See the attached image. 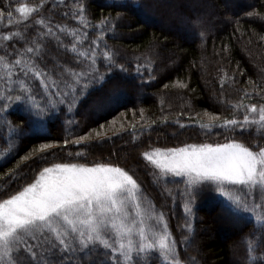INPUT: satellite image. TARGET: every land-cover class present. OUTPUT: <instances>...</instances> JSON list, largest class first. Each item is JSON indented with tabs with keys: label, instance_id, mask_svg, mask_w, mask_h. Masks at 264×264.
<instances>
[{
	"label": "snow or ice",
	"instance_id": "snow-or-ice-1",
	"mask_svg": "<svg viewBox=\"0 0 264 264\" xmlns=\"http://www.w3.org/2000/svg\"><path fill=\"white\" fill-rule=\"evenodd\" d=\"M43 6L41 0L34 7L22 5L16 11L21 21L27 22ZM109 6L138 7L136 0H121ZM5 8L9 9L6 14L8 23L12 24L10 5ZM64 15H70L80 27L57 24L54 30L50 21L40 16L35 20L38 27L31 37L25 34L32 26L28 23L25 32L0 35V127L6 126L10 134L15 132V127L6 114L14 106H23L31 129L44 132L47 121L60 115H66L67 122L73 123L71 114L81 99L91 94L94 85L102 84L105 75L113 69L125 77L129 74V68L117 62V54L104 39L115 27L109 17L92 24L82 0H77L72 12ZM4 16L5 12L0 11V20ZM200 24L198 18L192 21L190 38L203 42L205 33ZM89 28L96 31L85 49ZM61 34L72 38L70 46L64 44ZM7 41H14L11 49ZM49 41H55L58 49L71 52L75 64L68 66L71 61L63 64L56 61L54 69L41 67ZM101 67L104 72L100 71ZM131 72L142 82L145 72L149 80L155 78L148 58L143 63L137 58ZM228 79L234 77L225 72L221 88ZM176 83L180 88L187 87L183 82ZM248 83L252 92L245 90L243 97L251 99L253 92L258 96L264 93V84L252 80ZM241 109L242 118L234 115L221 120L211 115V120L220 122L200 123L199 127L209 132L213 127L225 132L239 129L252 137L251 146L231 140L156 148L142 154V159L154 170V184L162 188L161 194L173 200L178 194L182 201L184 251L192 246L194 237L196 195L205 191L220 200L237 220H253L255 230H264V143L260 142L264 141V103L245 105L242 98L231 104L230 111ZM162 120L166 122L167 117ZM90 139L91 133L77 137L72 143L79 145ZM68 143L65 139L64 144ZM50 147L51 144H41L39 151ZM256 236V231L242 235L241 242L246 245L243 264H264V236L258 242ZM153 259L158 264H199L194 256L187 260L180 258L165 214L157 210L154 201L123 167L104 163L87 166L71 161L55 163L43 167L34 182L15 193L0 196V264H152Z\"/></svg>",
	"mask_w": 264,
	"mask_h": 264
},
{
	"label": "trees",
	"instance_id": "trees-1",
	"mask_svg": "<svg viewBox=\"0 0 264 264\" xmlns=\"http://www.w3.org/2000/svg\"><path fill=\"white\" fill-rule=\"evenodd\" d=\"M40 2L0 0V11L5 12L0 20V35L17 30L25 32V23H28L32 26L26 29L25 34L31 37L38 27L35 20L40 16L50 21L53 27L57 24L80 27L70 15H64L72 12L77 0H43L44 6L39 14L33 13L29 21H21L16 9L22 5L34 7ZM119 2L121 0H82L87 19L92 24L109 17L115 25L104 39L117 54V62L129 68V74L125 77L118 69H113L111 74L105 75L102 84L94 85L91 94L81 99L71 114L73 123L67 122L66 115H60L47 121L44 132H36L29 127L22 105L10 109L6 115L15 132L10 134L6 126L0 127V196L15 193L33 182L43 167L69 161L123 167L145 192L151 191L161 196L157 194L161 187L156 188L152 182L153 172L150 177L146 171L149 164L142 159L144 152L231 140L251 146L252 137L239 129L225 132L213 127L209 132L201 129L199 124H218L220 121L211 120V115L219 116L221 120L234 115L242 118L243 109L230 111L231 104L242 98L245 105L264 103V99H261L264 93L258 96L253 92L251 99L243 97L245 90L252 92L249 80L264 84V0H136L138 7L135 8L109 6ZM5 5H10L12 24L8 23L6 13L9 9ZM144 13L148 16L145 20ZM197 18L201 21L200 29L205 33L203 42L190 38L192 21ZM160 24L162 28L158 26ZM167 24L170 28H167ZM86 31L88 40L84 41L85 49L96 30L89 28ZM71 39L62 35L64 44L70 46ZM13 42L5 43L11 49ZM171 47L177 51L172 52ZM55 51L61 52V58L51 59ZM137 58L141 63L146 58L151 60L154 79L149 80L147 72L143 82L134 78L131 69ZM56 61L62 64L71 61L68 66L75 64L71 52L58 49L55 41H49L45 45L41 67L54 69ZM100 71L104 72V68L101 67ZM225 72L234 80L224 81L221 88V77ZM177 81L187 87H178ZM162 117H167V121ZM112 123L121 128L115 132L106 131L112 127ZM181 124L184 126L181 127ZM104 128L107 139L114 138L100 140ZM89 133V141H82L79 145L72 143L77 137ZM65 139L69 141L67 145L64 144ZM44 143L52 147L41 152L39 148ZM25 156L29 158L24 159ZM202 195H197L193 206L194 237L187 251H184L181 243L185 219L182 202L173 206V212L168 213L169 229L177 241L180 258L187 260L194 256L199 264H243L246 245L241 242L242 235L256 231L258 242L264 236V230H255L253 220H237L210 192ZM205 211L222 214L227 223L234 227L229 228L219 222L216 225L218 230L203 235L205 224L201 212ZM197 247L201 248V256L196 253ZM152 264H158V261L153 259Z\"/></svg>",
	"mask_w": 264,
	"mask_h": 264
},
{
	"label": "rangeland",
	"instance_id": "rangeland-1",
	"mask_svg": "<svg viewBox=\"0 0 264 264\" xmlns=\"http://www.w3.org/2000/svg\"><path fill=\"white\" fill-rule=\"evenodd\" d=\"M147 13H144L143 15H144V20L145 19H147L148 18V16L146 15ZM168 25V24H167ZM159 27H163V25L162 24H160V25H158ZM167 28H170V26L168 25L167 26ZM18 31V30H17ZM16 32V31H15ZM172 48V52H176L177 51V49L175 48V47H171ZM60 53V54H59ZM57 52V51H55V54L54 55H51V59H53V60H57V58L59 59V58H61V52ZM212 99H213V97H212ZM84 111V110H83ZM96 111V110H95ZM90 114H92V112H91V110H90ZM110 126H112L110 129H108V130H106V131H112V132H115V131H117L118 130V128H121V127H116L115 125H114V123H112V124H110ZM104 132H105V128H104V130H102V135H100L101 136V138H100V140H103V139H107V137L105 136V134H104ZM112 138H114V137H112ZM112 138H108L107 140H111ZM87 166H92V165H87ZM141 168V167H140ZM150 169V170H149ZM146 171L147 172H149V174H150V177H151V173L154 171L153 170V168H152V166L151 165H149V168H147L146 169ZM147 176V175H146ZM38 178V177H37ZM149 180V179H148ZM34 182V181H33ZM152 182H153V184H154V177L152 178ZM155 185V184H154ZM156 186V188H158L159 186H157V185H155ZM23 187V186H22ZM21 187V188H22ZM21 188H19V190L21 189ZM149 189V188H148ZM159 190H160V192L159 193H157V194H161L162 193V188H159ZM176 191V190H175ZM174 191V192H175ZM146 194L148 195V197H150L153 201H154V203H155V206H156V208H157V210H159V211H162L164 214H165V217H166V220H167V223H168V226L169 227H171L170 226V222H169V216H168V213H171V212H173V206L175 207V205H177L178 206V204L180 205V203L182 202L181 201V199L179 198V196H178V194H177V196H176V199L175 200H173L172 198H170V197H168L167 196V194H161V196H157L156 194H154L153 192L151 193V191H149V192H146ZM200 194H202V193H198L197 195H200ZM197 195H196V197H197ZM205 195H207V191H205V192H203V195L202 196H205ZM157 197L158 198H160V200H158L157 199ZM155 200H157V201H155ZM205 206H207V202H205ZM179 211H180V209H179ZM174 212H175V210H174ZM184 214V213H183ZM201 214L203 215V227H204V229H203V235H210L214 230L216 231V230H218V228H217V223H219V222H222V224L224 225V226H228L229 228L231 227H234V225H229L228 223H227V220L223 217V215L221 214H217V212L216 213H214V212H212V213H207V211H205V212H201ZM206 217H209L208 219L206 218ZM185 218V217H184ZM183 228V227H182ZM218 232H221V231H218ZM200 249L201 248H199L198 249V247L196 248V253L199 255V256H201V251H200Z\"/></svg>",
	"mask_w": 264,
	"mask_h": 264
}]
</instances>
